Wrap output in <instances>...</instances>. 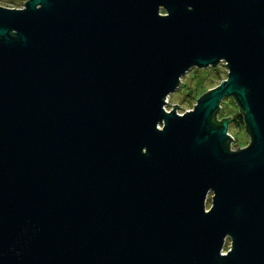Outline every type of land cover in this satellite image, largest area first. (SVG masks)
Wrapping results in <instances>:
<instances>
[{"label": "water", "instance_id": "water-1", "mask_svg": "<svg viewBox=\"0 0 264 264\" xmlns=\"http://www.w3.org/2000/svg\"><path fill=\"white\" fill-rule=\"evenodd\" d=\"M0 264H264V0L0 8Z\"/></svg>", "mask_w": 264, "mask_h": 264}, {"label": "rangeland", "instance_id": "rangeland-1", "mask_svg": "<svg viewBox=\"0 0 264 264\" xmlns=\"http://www.w3.org/2000/svg\"><path fill=\"white\" fill-rule=\"evenodd\" d=\"M227 69L223 62L218 63L216 66H208L205 68L192 67L188 69L179 81L177 89L171 92L166 101L165 109L170 110L173 105L177 104V113H183L184 111L190 110L196 102V98L201 95L204 91L214 87L220 80L226 77ZM238 113V107L232 97L225 98L219 108L217 118L230 115L231 118ZM231 136L234 139L233 134L237 138V146L242 147L248 142V135L244 129V124H236L230 121L228 128ZM235 143V141H232ZM209 206V196L207 199L206 207ZM229 239H225L223 246V252L229 247Z\"/></svg>", "mask_w": 264, "mask_h": 264}, {"label": "flooded vegetation", "instance_id": "flooded-vegetation-1", "mask_svg": "<svg viewBox=\"0 0 264 264\" xmlns=\"http://www.w3.org/2000/svg\"><path fill=\"white\" fill-rule=\"evenodd\" d=\"M28 0H0V8L22 10Z\"/></svg>", "mask_w": 264, "mask_h": 264}, {"label": "trees", "instance_id": "trees-1", "mask_svg": "<svg viewBox=\"0 0 264 264\" xmlns=\"http://www.w3.org/2000/svg\"><path fill=\"white\" fill-rule=\"evenodd\" d=\"M221 81V80H220ZM219 81V82H220ZM218 82V83H219ZM217 83V84H218ZM216 84V85H217ZM232 122H234V123H236V124H240V125H243L244 123H243V118H242V116H241V114H239V112L237 113L236 112V114L234 115V117H232Z\"/></svg>", "mask_w": 264, "mask_h": 264}, {"label": "built area", "instance_id": "built-area-1", "mask_svg": "<svg viewBox=\"0 0 264 264\" xmlns=\"http://www.w3.org/2000/svg\"><path fill=\"white\" fill-rule=\"evenodd\" d=\"M229 135L231 136L230 132L228 131ZM232 137V136H231ZM233 138V137H232Z\"/></svg>", "mask_w": 264, "mask_h": 264}]
</instances>
